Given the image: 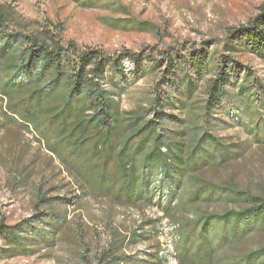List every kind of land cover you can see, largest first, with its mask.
Returning <instances> with one entry per match:
<instances>
[{"label":"trees","instance_id":"1","mask_svg":"<svg viewBox=\"0 0 264 264\" xmlns=\"http://www.w3.org/2000/svg\"><path fill=\"white\" fill-rule=\"evenodd\" d=\"M63 31V26L49 20H27L0 0V133L16 125L43 143L81 192L65 197L68 202L84 195L125 207H158L178 226L172 253L177 264H264V197L233 184L211 182L204 175L238 153L234 143L227 144L202 126L225 96L232 75L230 60L223 56L207 80L196 125L175 131L164 126L166 119L175 118L163 110L167 100L158 93L152 100L153 111L121 110V91L107 86V71L112 67L123 78L121 59L126 57L136 73H143L146 65L159 68L158 62L165 66L158 69L161 77L172 73L182 80L185 61L167 59V52L157 60L143 52L111 55L97 48L83 49L65 40ZM228 38L229 43L245 39L246 46L264 52V4L247 25L231 28ZM202 63L200 56L191 59L198 73ZM236 111L234 107L229 113ZM37 198L45 201L39 194ZM219 201L246 204L221 211L200 208L201 203ZM181 212L192 213V219L179 216ZM43 221V229L2 224L0 259L39 251V237H45L41 231L52 233L54 240L74 231L65 225L66 217L53 210ZM147 222L153 228L142 233L144 238L158 232L156 220ZM32 228L37 229L34 236ZM252 240L256 245L249 248ZM129 241L136 239L115 234L100 264H124L126 257L120 252ZM150 258L146 261L167 259L158 251Z\"/></svg>","mask_w":264,"mask_h":264},{"label":"rangeland","instance_id":"2","mask_svg":"<svg viewBox=\"0 0 264 264\" xmlns=\"http://www.w3.org/2000/svg\"><path fill=\"white\" fill-rule=\"evenodd\" d=\"M2 2L14 6L27 20H49L56 27L63 26L64 39L83 49L97 48L111 55L124 50L143 52L157 60L167 52V59L185 61L180 72L182 80L179 74L161 77L158 69L165 66L158 62L159 68L151 70V65H146L143 73H136L126 57L121 59L123 78L112 67L107 71V86L121 91V110H152V100L158 93L167 100L163 110L175 118L166 119L164 126L175 131L196 125V116L205 101L206 82L220 59L228 58L231 81L221 103L202 126L208 133L223 137L227 144L234 143L238 153L227 163L208 168L204 175L211 182L233 184L264 197V52L246 46L245 39L229 43L228 38L231 28L247 25L264 0ZM197 56L204 62L200 73L191 66V59ZM234 107L239 111L229 113ZM80 193L74 179L32 132L13 125L0 133V227L33 225L43 229V219L53 210L66 217L65 225L74 229L63 240H54L52 233L41 231L45 237H39V251L0 259V264H100L101 255L112 246L117 233L128 240L136 239L127 242L120 252L126 257L124 264H177L171 248L178 226L158 207H125L84 195L74 197L72 202L65 200ZM38 194L44 202H37ZM245 204L219 201L201 203L200 208L221 211ZM178 215L188 219L193 216L187 212ZM150 219L156 220L158 232L154 230L144 238L142 233L153 228L147 222ZM31 230L34 236L37 229ZM3 244L0 238V246ZM248 245L254 248L256 241ZM155 251L167 259L146 261Z\"/></svg>","mask_w":264,"mask_h":264},{"label":"built area","instance_id":"3","mask_svg":"<svg viewBox=\"0 0 264 264\" xmlns=\"http://www.w3.org/2000/svg\"><path fill=\"white\" fill-rule=\"evenodd\" d=\"M173 228V227H172ZM176 238V237H175ZM170 247H172V245H170V244H168ZM171 249H173V247L171 248Z\"/></svg>","mask_w":264,"mask_h":264}]
</instances>
